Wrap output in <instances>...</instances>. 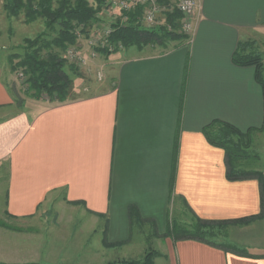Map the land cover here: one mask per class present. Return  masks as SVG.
Wrapping results in <instances>:
<instances>
[{
  "label": "crops",
  "instance_id": "crops-1",
  "mask_svg": "<svg viewBox=\"0 0 264 264\" xmlns=\"http://www.w3.org/2000/svg\"><path fill=\"white\" fill-rule=\"evenodd\" d=\"M192 25L165 52L88 56L89 84L74 81L64 101L19 100L0 62V167L7 212L22 221L0 229L1 261L108 264L154 249L153 264H264V218L231 226L234 246L167 234L184 208L207 221L262 211L259 180L228 179L204 127L264 128L256 67L233 60L242 42L264 47V0H197ZM130 206L144 222L131 223Z\"/></svg>",
  "mask_w": 264,
  "mask_h": 264
},
{
  "label": "trees",
  "instance_id": "trees-1",
  "mask_svg": "<svg viewBox=\"0 0 264 264\" xmlns=\"http://www.w3.org/2000/svg\"><path fill=\"white\" fill-rule=\"evenodd\" d=\"M5 0L3 8L8 16L18 17L24 11L26 23H31L41 18L50 30L59 28L58 36L51 41L41 40V35L34 40L27 39L26 52L20 60L12 65V70L22 68L27 75L29 89L34 91V97L40 98L42 92L49 94L50 98L64 101L69 94L72 78L66 71L67 60L61 55L70 45L77 41L75 29L77 25L88 26L97 20V14L107 7L108 0ZM141 8L128 12V23H117L112 34V41L122 42L125 46L145 47L149 44H158L166 40L184 38L176 31L180 26L181 13L174 12L167 15L164 25L148 29L136 23ZM42 41V43H41ZM41 43V44H39ZM37 45V47H36ZM255 42H242L234 53L233 60L238 65H253L256 67V80L264 90V63L259 52L253 51ZM57 48V50H55ZM47 50L46 53H43ZM110 53V52H107ZM71 70H75L74 66ZM255 128L242 130L236 125L213 120L204 127V134L208 142L225 151L227 177L230 180H243L256 178L260 182L262 211L257 215H251L236 219L207 221L197 218L198 223L193 225H180L174 222L169 226L167 234L174 240L198 239L215 244L211 238L214 227H228L230 225H247L257 219L264 218V172L259 169H247L244 167L245 159L250 157V134ZM129 216L131 223H142L139 209L130 206ZM159 253L154 249H148L142 259H129L110 264H153L154 258Z\"/></svg>",
  "mask_w": 264,
  "mask_h": 264
},
{
  "label": "rangeland",
  "instance_id": "rangeland-1",
  "mask_svg": "<svg viewBox=\"0 0 264 264\" xmlns=\"http://www.w3.org/2000/svg\"><path fill=\"white\" fill-rule=\"evenodd\" d=\"M4 2L5 0H0V62L3 63L5 68L11 70L12 72V82L14 84V89L18 94V99L20 100L25 95L28 97H34V91L29 89V84L27 82L28 77L24 73L23 69L18 68V70L13 71L12 65L16 64L26 52L25 47H27L28 45L26 43L27 39L34 40L41 35V40L51 41L53 38L58 36L59 28L56 27L55 30L48 29L45 25L44 19L41 18L37 19L34 22L26 23L24 11H22V13L18 17L8 16L7 12L3 8ZM90 2L93 3V0H91ZM119 17L120 16L118 11H115L113 8L106 7L97 14V20L90 23L87 27L84 25H77L75 29V32L78 36L76 43L70 45L65 51H61V55L67 60L65 68L72 78V85L74 81L76 82V80L79 79L83 82L82 85H86V83L89 84L92 78L89 76L91 72L88 70V64L84 62L85 59L88 58V56L89 58H95L99 56V58H102V60L105 61L108 56L123 52L124 50L131 47H136L125 46L122 42L112 41L111 36L115 29L114 25L119 22L122 23ZM176 31L183 35L184 40L186 39V36L188 34L183 30L181 25L176 29ZM182 39L183 38L166 40L161 44H149L146 46L153 47L154 53H160L176 47L179 43H181ZM55 50H57V48H55ZM263 50L264 47L262 48V45H260V43L256 41L255 45L253 46V51L259 53L263 52L264 54ZM46 51L47 50H44L43 53H46ZM10 57H13L11 58V62L13 64L10 62ZM94 61H96V59ZM73 66L75 68L74 71L71 70V67ZM92 69L96 70L97 68L95 66ZM71 88L69 94L71 92ZM41 97H44L46 99L50 98L49 94L46 92H42V94H40V98ZM250 140V147L248 150L250 153V157L242 161V163L245 164L244 167L247 169H259L264 172V128L251 132ZM173 222L188 226L197 224L198 220L197 218L192 216V214L189 213L187 209L184 208L182 211L180 210L176 212L175 216L173 217ZM21 226L22 221L16 220L14 217L10 216L6 209L4 168L2 166L0 167V229H18L21 228ZM231 226L239 225H230L228 227L222 228L215 226L213 229L215 234L211 238L214 241L223 243L224 245L234 246L232 242L233 239L230 240V238L236 237V235H234L232 228H230ZM137 228L138 226L135 227V229ZM139 234V232H135L136 238H138L137 236H139ZM21 259L22 257L17 256L8 259V261L5 262L3 261V259L1 261L0 258V264H42L36 261H23V263L15 262ZM117 261L121 260L111 262ZM111 262H109L108 264H110Z\"/></svg>",
  "mask_w": 264,
  "mask_h": 264
},
{
  "label": "built area",
  "instance_id": "built-area-1",
  "mask_svg": "<svg viewBox=\"0 0 264 264\" xmlns=\"http://www.w3.org/2000/svg\"><path fill=\"white\" fill-rule=\"evenodd\" d=\"M119 12V19L127 24L128 12L141 8L136 23L144 28H154L166 24L167 15L179 12L182 15L180 25L189 35L192 32V16L197 7V0H108L107 8Z\"/></svg>",
  "mask_w": 264,
  "mask_h": 264
}]
</instances>
